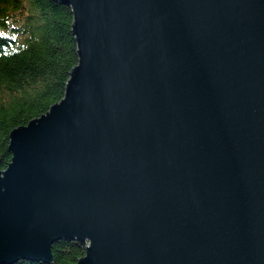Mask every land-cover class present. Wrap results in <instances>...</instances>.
Returning a JSON list of instances; mask_svg holds the SVG:
<instances>
[{"label":"water","instance_id":"water-1","mask_svg":"<svg viewBox=\"0 0 264 264\" xmlns=\"http://www.w3.org/2000/svg\"><path fill=\"white\" fill-rule=\"evenodd\" d=\"M78 65L13 129L0 264H264V0H54Z\"/></svg>","mask_w":264,"mask_h":264},{"label":"trees","instance_id":"trees-1","mask_svg":"<svg viewBox=\"0 0 264 264\" xmlns=\"http://www.w3.org/2000/svg\"><path fill=\"white\" fill-rule=\"evenodd\" d=\"M71 9L54 0H0V169L11 160L9 133L64 99L78 65ZM85 246L58 241L51 264H76ZM15 264H43L19 261Z\"/></svg>","mask_w":264,"mask_h":264}]
</instances>
